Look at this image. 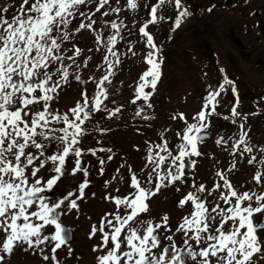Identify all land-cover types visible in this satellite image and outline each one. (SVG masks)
I'll use <instances>...</instances> for the list:
<instances>
[{
    "label": "snow or ice",
    "instance_id": "obj_1",
    "mask_svg": "<svg viewBox=\"0 0 264 264\" xmlns=\"http://www.w3.org/2000/svg\"><path fill=\"white\" fill-rule=\"evenodd\" d=\"M126 2L128 8L137 9L136 0ZM93 3L94 0H22L11 19L4 15L9 12V7H0V264H11L10 258L17 252L37 255L44 264H60L58 250L62 249L66 250V258L73 257L74 250L69 243L70 230L64 224V217L73 212L79 213L78 201L85 199L86 190L90 187L89 171L82 166V151L78 146L85 134L82 126L90 118L89 112L85 111L89 101L87 94L82 93L83 102H77L70 109L71 116L51 111L50 101L54 99L51 94L57 93L61 81H68L66 69L56 68L53 71V67L64 59L59 53L62 43L69 40L70 18L78 14L87 16L83 8ZM108 3L109 0H98L99 6L95 11L100 12ZM167 4L172 5L176 13L174 27L171 28L175 32L192 13L183 0H167ZM165 5L166 0H159L150 9L151 19L139 27V33L146 37L149 49L144 58L148 67L139 76L132 103L143 100L148 108H152L149 101L162 77V60L153 35L146 29L150 24L156 25L164 19L167 13L158 16V11ZM212 10V7L207 9L209 13ZM108 15L107 11L103 12V16ZM96 24L92 16H87V23H79L75 30H92ZM111 28L115 34L108 38V44L114 46L120 27L112 22ZM101 38L99 33L95 34L96 42ZM74 50L77 56L81 54L79 47ZM108 50L111 52L112 48ZM219 72L223 82L216 86L208 85L202 106L192 117L195 123H189L184 113L171 117L184 121L186 125L177 133L183 141L178 146L179 154L173 155L165 143L160 150L166 152L167 157L159 155L154 158L153 150L149 147L147 160L153 165L145 181L149 187H144L137 175L132 174L130 189L134 191L131 196L104 197L115 207L113 212L104 214L98 224L90 225L88 239L97 238L99 241L91 248L95 254V264L264 262V238L259 235L264 232V191L240 192L220 171L215 175L222 185L215 184L213 190L209 191L204 184H193L195 193L187 191L177 201V206L185 214L174 231L180 234L183 248L178 247L173 235L168 234L173 231L169 226L168 214L161 217V223L145 216L149 213L151 199L163 188L173 186L174 191L179 193L182 191L180 186L188 182L185 169H195L196 161L191 157L203 155L198 145L205 142L210 118L218 115L217 98L227 87L236 97V103L231 107V115L223 119L237 123L241 114L237 111L240 101L235 82L227 76L224 68H220ZM57 74L59 80L54 79ZM108 75H111V66ZM108 75L100 81L101 85L108 81ZM204 75L207 76V73ZM76 80L79 81L80 77L76 76ZM100 97L107 98L103 88L91 104V108L97 111L102 102ZM257 114L253 112L251 115ZM136 115H140V111ZM152 118L148 115L143 117L145 120ZM243 119L246 122L247 115ZM52 124L62 126L56 128L50 126ZM244 126V123L239 124L240 129H244ZM246 136L247 132H241L232 147L240 149L243 145L240 155L249 154L247 164L252 165L257 157L252 155L254 146L248 143ZM226 143L223 137L215 139L216 145ZM100 151L112 150L101 148ZM259 151L264 154V148ZM70 154L75 157L71 168L68 167ZM91 154L96 155V152L92 151ZM185 157L190 159L185 162ZM168 158L175 171L170 170ZM107 159L111 160L112 156L109 155ZM99 163L103 174L104 160L101 159ZM260 164L264 165V159L260 160ZM235 167L232 164L229 172ZM158 168L163 175L157 171ZM77 173H82V181L77 183L74 190L57 199L50 198L48 193L53 192L64 178L69 175L75 177ZM253 179L256 184L264 185V174L261 172H255ZM116 191L120 192V189ZM206 192L208 196H213L211 201L198 195ZM257 216L262 219L255 220ZM75 218L79 219V216ZM164 241L168 243L165 245Z\"/></svg>",
    "mask_w": 264,
    "mask_h": 264
},
{
    "label": "rangeland",
    "instance_id": "obj_2",
    "mask_svg": "<svg viewBox=\"0 0 264 264\" xmlns=\"http://www.w3.org/2000/svg\"><path fill=\"white\" fill-rule=\"evenodd\" d=\"M136 2L138 7L133 10L128 8L126 0H109V3L100 12H96L95 9L99 4L98 0H94L93 4L83 8L87 16H92L97 21L92 30L76 32L75 29L78 24L81 22L87 23V18L79 14L75 18H70L72 23L69 26L71 30L69 40L62 43L61 52L59 53L64 59L58 61L53 67V71L56 68L66 69L69 73L68 81L66 83L61 81L57 93L51 94L54 99L50 101V110L60 115L67 114L71 116L70 109L77 102L82 103L83 97L81 94L86 93L89 107H86L85 111L89 112L90 118L85 121L82 129L85 132L88 125H93L90 130H101L100 135L105 134V128H109L113 132L122 130L117 122L122 117H133L137 111H140V115H136L138 117L143 114H149L148 116L150 117L152 115V119L146 120L150 122L149 133L147 132L148 135L146 134V140L143 143L147 146L149 144L151 148H155L156 144L161 145V142L167 143L168 151L172 152L173 155H178V146L183 141L177 135V132H181L186 125L184 121L178 118L173 120L171 117L184 113L187 121L192 123V117L200 110L203 97L206 95L204 84H201L200 78L203 77L204 73H209L211 75L210 85L216 86L223 82L219 69L224 68L227 76L235 82L240 101L237 111L241 115L237 118L236 124H233L231 119H223L224 116L231 115V107L236 103V97L233 96L230 87H227V90L217 98L219 104L216 112L218 115H212L210 118V128L206 134L207 138L204 143L198 145V149L203 155L191 157V159L196 161V167L195 169L186 168L185 173L194 178H199L200 176H204V178L216 177L217 183L221 184L222 181L215 173L217 171L224 172L223 174L227 176L238 191L250 190L261 193L264 191V185L256 184L253 176L257 171L264 174V165L260 164V160L264 159V154L258 152L260 148H264V0H183L192 13V16L189 17L191 27L188 26L184 30L182 28L180 30L177 29L175 32H172L171 28L174 27V16L176 13L174 7L167 4L166 0L165 7L158 11V16L165 12L167 13L164 19L156 25L150 24L148 29H146L153 35L154 42L160 49L162 77L164 76L163 79L161 77L157 90L149 101L152 104V108H148L143 100H137L135 104L132 101L135 99V88L139 83V76L148 67L144 63V58L149 49L146 45V37L141 36L139 33V27L151 19L150 9L158 4L159 0H136ZM21 3L22 0H0V7H9V12L4 15L6 18L11 19ZM209 7L213 8L210 13L207 11ZM112 9H119V11H112ZM105 11L109 13L108 16H103ZM112 22H115L120 27L114 46L108 44V38L115 34V30L111 28ZM96 33H99L102 37L99 42L95 40ZM218 44L223 47L222 52L216 49ZM75 47L81 49L79 56L75 54ZM109 48H112L111 52L108 50ZM202 63L204 64L202 65ZM109 66H111V75H108ZM167 74L170 76L169 81L165 80ZM105 75H108V81H104L101 85L100 81L103 80ZM76 76L80 77L79 81L76 80ZM54 79L59 80V74ZM101 88L104 89L107 98L100 97L102 101L100 108L102 110L97 111L91 108V104L94 103V98ZM190 89L194 94L192 96L190 93L187 94ZM146 91H150V89H146ZM167 92L170 94L166 95ZM187 104H190V106L187 107ZM117 108L120 109L119 112L116 111ZM143 111L145 112L143 113ZM253 112L258 114L251 115ZM245 115H247L246 122L243 119ZM106 116L109 119H106ZM241 123H244V129L239 128ZM50 126L56 128L58 126L60 128L62 125L52 124ZM167 126L171 127L168 128ZM134 128V125H130L125 131L131 130L132 134H135ZM156 130L157 132H155ZM168 131L169 133H167ZM138 132L137 136H140L141 131L138 130ZM241 132H247L246 140L250 145L254 146L252 155H255L257 160L252 164L253 166L247 164L249 154L244 153L243 157L240 155L243 145L240 146V149L232 147L233 143L238 141V136ZM163 133H166V135ZM167 135L171 136V139H168ZM221 137L227 143L216 145L215 139ZM82 139H85V137ZM125 141L126 139L121 140L122 143ZM137 145L141 148V143ZM78 146L82 151L80 158L82 166L88 167L89 171L90 187L88 189L93 188V186L97 189L103 187L112 197L131 196V193L125 192V188L127 190L130 187L129 177L132 174H136L138 179L143 175L140 162L131 164L128 185L116 188L117 182L123 183L121 180L125 179V176H120L119 173L118 161L120 159L116 156L114 157V155L111 160L105 159L102 166L103 174H101L99 153L102 152H100L102 141L97 140V138H92L89 141L81 140ZM92 151H95L96 155H92ZM232 153H236V155H232ZM166 154L164 152L162 155L166 156ZM74 158L70 154L68 167H72L75 161ZM168 159L170 170L175 171L170 166V158ZM184 159L187 162L190 158L185 157ZM225 159L227 160L226 162ZM232 164L236 165L235 171L233 169L229 172ZM249 168H251V171H249ZM157 171L160 172L161 169L158 168ZM229 173L237 175L241 173L244 178L240 180L241 182H233L231 180L233 177ZM161 174L163 175L162 171ZM153 176H155V173H153ZM81 181L82 173H77L75 177L69 175L48 195L52 199H57L68 191L74 190L77 183ZM187 185L190 188L192 187L188 182ZM204 185L211 191L214 188L215 181H208L207 185ZM168 188L169 190L167 191ZM168 188H165L162 196L157 194L155 198L159 199L160 209L158 212L155 213V208H158V206H155L154 203L151 204V201L149 213L145 214V216L156 223H161V217L168 214L170 217L169 226L173 229L168 234L173 235L174 240L177 241V246L183 248L184 245L180 243V234L174 231L175 227L178 226L177 222H182L181 218L184 215V211L177 206V201L181 197L174 191L173 186ZM116 189H120V192H117ZM85 198L83 201H78L81 208L79 213L73 212L64 217L65 226L72 221L76 224V226H72L69 229V241L72 243L71 247L74 251L71 258H66L65 252L58 253L60 264H95V254L91 251V248L99 241L97 238L88 239L90 225L98 224L104 214L113 212L115 206L113 203L111 206L110 204L104 205L99 201L100 198L94 199L95 197H92L89 199L88 193ZM164 204L168 206V209H166ZM73 214L74 216H72ZM77 215L79 219L75 218ZM254 219L260 221L262 218L257 216ZM76 230L78 234L75 232ZM167 243V241H164L165 245ZM87 248L88 251H86ZM14 256L11 257V264H33L35 259L34 264H44L37 255L17 252Z\"/></svg>",
    "mask_w": 264,
    "mask_h": 264
},
{
    "label": "bare ground",
    "instance_id": "obj_3",
    "mask_svg": "<svg viewBox=\"0 0 264 264\" xmlns=\"http://www.w3.org/2000/svg\"><path fill=\"white\" fill-rule=\"evenodd\" d=\"M117 1V0H116ZM121 1V0H120ZM115 2V1H114ZM140 3V2H139ZM114 4V3H113ZM115 5V4H114ZM88 10V9H87ZM135 13V12H134ZM120 17V16H119ZM123 17V16H122ZM86 18H87V16H86ZM83 19V18H82ZM120 19V18H119ZM123 19V18H122ZM122 23V22H121ZM191 27V24H190V18H188L187 20H185L183 23H182V25H181V28L184 30V28H187V27ZM180 28V29H181ZM179 29V30H180ZM174 37V36H173ZM84 39V38H83ZM82 40V39H81ZM80 40V41H81ZM83 41V40H82ZM106 41V40H105ZM168 46V45H167ZM222 46H219V44H218V47L216 48L219 52H222ZM96 50V49H95ZM225 53V52H224ZM108 54V53H107ZM107 57V56H106ZM204 63H202V65H203ZM134 69V68H133ZM134 72V71H133ZM164 78V76L162 77V79ZM169 79H170V76H169V74H167L166 75V77H165V80L166 81H169ZM201 79V84H204V90H206L205 91V93L207 94V87H208V85H210L211 84V75L209 74V73H207V76H205L204 74H203V77H201L200 78ZM223 81V80H222ZM191 94V96L192 95H194L193 94V91L190 89L189 90V92H187V94ZM170 93H166V95H169ZM180 94V93H179ZM178 94V95H179ZM155 101V100H154ZM190 102V101H189ZM106 104V103H105ZM181 104V103H180ZM196 104H197V101H196ZM219 104V103H218ZM120 105V104H119ZM101 106V105H100ZM110 106V105H109ZM190 106V104H187V107H189ZM160 107V106H159ZM105 108V107H104ZM153 108H154V106H153ZM198 108V107H197ZM101 109V108H100ZM108 109V108H107ZM155 109V108H154ZM102 110V109H101ZM110 110V109H109ZM142 110V109H141ZM185 110V109H184ZM111 111V110H110ZM110 111H108V112H110ZM149 111V110H148ZM147 111V112H148ZM101 112V111H100ZM104 112V111H103ZM131 112V111H130ZM145 111H143V113H144ZM102 113V112H101ZM107 113V112H106ZM133 113V112H132ZM149 113V112H148ZM187 113H188V111H187ZM117 114V113H116ZM123 114V113H122ZM195 114V113H194ZM105 115V114H104ZM128 115V114H127ZM130 115H132V114H130ZM144 115L145 114H143L141 117L139 116H136V114H134L133 115V117L134 118H136V119H134L133 117H122L121 118V120H117L118 122H117V124L119 125V126H121V129L122 130H118V131H116V132H113V131H110V129L109 128H105V130H106V132H105V134L104 135H100V131L101 130H97V131H94V130H90V128H93V125H88V127H87V129H86V131L84 132L85 134L83 135V137H85V139H82V140H84V141H89L90 139H92V138H97V140H101L102 141V146H101V148H103V149H111L112 151L111 152H107V151H100L101 153H99V158L100 159H103V160H105V159H107L106 158V156L108 157L109 155H111V156H113L114 155V157L116 156L118 159H120L119 161H118V168H119V173H120V176L121 175H124L125 176V179L123 180V183H120V182H117V184H116V188H118V187H121V186H124V185H128V175L130 174V170H129V167H130V169H131V164H135L136 162H140L139 164H141V166H142V169H143V175H141V177H140V180H141V182L143 183V185H144V187H148L149 185L145 182L146 181V177H147V174H148V172L151 170V168L153 167V165L152 164H150L149 162H148V160H147V157L148 156H145V155H148V149H149V144H148V146L145 144V143H143V142H145V140H146V134L148 135V133H149V124H150V122H148V121H146L145 119H143V117H144ZM149 115V114H148ZM90 116V115H89ZM102 116V115H101ZM113 116V115H112ZM122 116V115H121ZM194 116V115H193ZM151 117H152V115H151ZM114 118V117H113ZM112 118V119H113ZM106 119H109L107 116H106ZM112 119H110V120H112ZM139 121H138V120ZM214 119V118H213ZM96 120H98V119H96ZM160 120V119H159ZM104 121V120H103ZM105 121H108V120H105ZM156 121V120H155ZM154 121V122H155ZM113 122V121H112ZM191 122L192 123H195L196 121H194L193 119L191 120ZM113 124H114V122H113ZM162 124V123H161ZM166 124H167V122H166ZM176 124V123H175ZM101 125V124H100ZM130 125H134V131H135V134H132V131L131 130H126L125 131V129L127 128V127H129ZM95 126V125H94ZM102 126V125H101ZM164 126V125H163ZM175 126V125H174ZM165 127V126H164ZM168 127V126H167ZM171 126H169L168 128H170ZM57 128H58V126H57ZM119 128V127H118ZM157 129H158V127H156ZM159 128H160V126H159ZM177 128V127H176ZM166 129V128H165ZM172 129V128H171ZM174 129H175V127H174ZM138 130H140L141 132H140V136H137V134H139V132H138ZM159 130V129H158ZM161 130V129H160ZM170 130V129H169ZM148 132V133H147ZM155 132H157V130L155 131ZM165 132V131H164ZM170 132H171V130H170ZM167 133H169V131L167 132ZM178 133V132H177ZM163 134H165L166 135V133H163ZM163 136V135H162ZM161 137V136H160ZM167 137H168V139H171V136H168L167 135ZM178 137V136H177ZM152 138V137H151ZM165 138V137H164ZM122 139H126V141L124 142V143H122L121 142V140ZM154 139H155V137H154ZM153 139V140H154ZM152 140V139H151ZM160 140V139H159ZM164 142H165V140H163ZM169 140H167V142H168ZM180 141V140H179ZM112 142V143H111ZM101 143V142H100ZM138 143H141V148H139L138 147ZM168 143H170V141L168 142ZM100 145V144H99ZM155 145V144H154ZM164 145V143L163 142H161V145L159 144H156L155 145V148H152V150H153V157L154 158H156V157H158L159 155H162L164 152H162L161 150H160V148H161V146H163ZM151 147V146H150ZM98 148V147H97ZM100 148V149H101ZM222 149V148H221ZM90 150V149H89ZM98 151V150H97ZM105 152V153H104ZM221 152V151H220ZM258 152H260V151H258ZM166 153V152H165ZM166 156H167V154H166ZM84 158H85V156H84ZM75 159V158H74ZM70 160V159H69ZM84 160V159H83ZM168 161H169V159H168ZM227 160L225 159V162H226ZM210 162V161H209ZM224 162V163H225ZM84 163H86V162H84ZM89 163V162H88ZM87 163V164H88ZM100 164V163H99ZM137 165V164H136ZM210 165V164H209ZM88 166V165H87ZM134 166V165H133ZM140 166V165H139ZM139 166H137V167H139ZM140 166V167H141ZM207 166V165H206ZM214 166H215V163H214ZM253 166V165H252ZM97 167V166H96ZM99 167V166H98ZM139 167V168H140ZM216 167V166H215ZM240 167V166H239ZM248 167V166H247ZM69 168H71V167H69ZM85 168V167H84ZM88 168V167H87ZM136 168V167H135ZM188 169L190 168V167H187ZM229 168V167H228ZM244 168V167H243ZM255 168V167H254ZM91 169V168H90ZM133 169H134V167H133ZM188 169H187V172H188ZM192 169V168H191ZM251 168H249V171H251L250 170ZM258 169V168H257ZM100 170V169H99ZM98 170V171H99ZM223 170V169H222ZM237 170V169H236ZM245 170V169H244ZM255 170V169H254ZM91 171V170H90ZM189 171H191V170H189ZM234 171H235V169H234ZM233 171V172H234ZM239 171V170H238ZM253 171V170H252ZM161 172V171H160ZM186 172V171H185ZM205 172H207V171H205ZM264 172V171H263ZM91 173V172H90ZM224 173V172H223ZM234 173H236V172H234ZM234 173H229L233 178L231 179L233 182L234 181H240L242 178H244V176H242L243 174H241V173H243V172H241V173H239L238 175L237 174H234ZM250 173V172H249ZM138 174H140L139 172H138ZM186 174V177H187V180H188V183H190V185L192 186L193 184H196V185H199V184H206L207 185V183H208V181H215V184H219V183H217V181H216V177H209V178H204V176H200L199 178H194L193 176H188V173H185ZM189 174H190V172H189ZM95 175H97V174H95ZM202 175V174H201ZM226 176V175H225ZM198 177V176H197ZM227 177V176H226ZM67 178V177H66ZM97 178V177H96ZM101 178V177H100ZM130 178V177H129ZM91 179V178H90ZM93 179H95V178H93ZM72 181V180H71ZM70 181V182H71ZM94 182V181H93ZM241 182V181H240ZM96 184V183H95ZM69 185V184H68ZM220 185H222V183L220 184ZM263 186V185H262ZM66 187V186H65ZM181 187V189H182V191L181 192H176L180 197H182V195L183 194H185L187 191H192V192H194L195 193V188H193V187H189L188 185H187V183H186V185L184 184V185H181L180 186ZM68 188H70L69 186H68ZM168 188V187H167ZM264 188V187H263ZM62 189V188H61ZM63 190V189H62ZM169 190V188L167 189V191ZM87 191V190H86ZM134 190H130V187L126 190V188H125V192L126 193H128L129 192V194L131 193V195H132V192H133ZM212 191V190H211ZM221 191H223V188H221ZM164 192H165V188H163L162 189V191H161V193H158L159 195H163L164 194ZM171 192V191H170ZM87 193H88V195H89V199H91L92 197H95L94 199H98V198H100L99 199V201L101 202V203H103L104 205H107V204H110V206H111V204H112V202H110L109 200H105L104 199V197L105 196H107V195H109V193L103 188V187H100V189H97V188H94V186H93V188H90V189H88V191H87ZM92 193H95V195L93 196L92 195ZM170 194V193H169ZM168 194V195H169ZM198 195H201L202 197H204V198H206L207 200H209V201H211L212 199H213V196H215L216 195V193L213 191V196H208L207 195V192L206 193H204V194H198ZM157 196H155V197H153L152 199H151V201H152V203L151 204H153L154 203V205L156 206H158V208H155V213L156 212H158V210L160 209L159 208V199H155ZM171 198V197H170ZM86 199V198H85ZM97 201V200H96ZM150 201V202H151ZM91 203V202H90ZM100 203V204H101ZM221 204H222V202H220ZM96 204V203H95ZM88 205V204H87ZM165 205V207H166V209H168V206L166 205V204H164ZM84 206V205H83ZM86 206V205H85ZM160 206H162V205H160ZM174 206V205H173ZM224 207H227V205H223ZM81 209V208H80ZM164 209V208H163ZM107 211V210H106ZM110 211V210H109ZM154 213V214H155ZM184 214H185V212H184ZM72 216H74V214L72 215ZM71 216V217H72ZM98 218V217H97ZM66 219V218H65ZM182 219V218H181ZM65 222V221H64ZM87 222H88V220H87ZM97 222V221H96ZM92 223V222H91ZM98 223V222H97ZM65 224V223H64ZM92 225V224H91ZM72 226H76V224H74V221H72V222H69L68 223V225H66V227L68 228V229H71L72 228ZM75 232H77V230L75 231ZM76 234V233H75ZM77 234H78V232H77ZM260 235V237L261 238H264V232L263 233H260L259 234ZM0 239H2V236H0ZM73 240H74V238H73ZM69 243H70V245L72 246V243L69 241ZM83 247V246H82ZM82 249V248H81ZM85 249V248H84ZM86 251H88V248H87V250ZM61 252H65L66 253V250H64V249H62V250H58V253H61ZM13 257H15V256H13ZM37 257V256H36ZM34 258V257H33ZM11 259V258H10ZM30 260H32V259H30ZM29 260V261H30ZM34 260V259H33ZM36 260V259H35ZM35 260H34V262H35ZM39 260V259H38ZM84 260V259H83ZM13 261V260H12ZM88 261V260H87ZM16 262V261H15ZM31 262H33V261H31ZM34 262H33V264H34ZM43 262V261H42ZM22 263V262H21ZM17 264V263H16ZM32 264V263H31ZM40 264H42V263H40Z\"/></svg>",
    "mask_w": 264,
    "mask_h": 264
}]
</instances>
